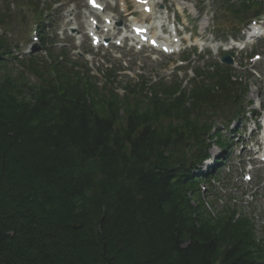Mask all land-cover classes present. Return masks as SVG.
<instances>
[{
  "label": "trees",
  "instance_id": "16d2710c",
  "mask_svg": "<svg viewBox=\"0 0 264 264\" xmlns=\"http://www.w3.org/2000/svg\"><path fill=\"white\" fill-rule=\"evenodd\" d=\"M214 74L174 106L176 89L144 103L67 60L20 61L0 36V264H264L249 221L211 218L191 172L202 117L244 114Z\"/></svg>",
  "mask_w": 264,
  "mask_h": 264
},
{
  "label": "rangeland",
  "instance_id": "374dc122",
  "mask_svg": "<svg viewBox=\"0 0 264 264\" xmlns=\"http://www.w3.org/2000/svg\"><path fill=\"white\" fill-rule=\"evenodd\" d=\"M48 1L47 3H58L56 9L51 11L49 18L44 23L48 39L57 42V48L64 45L65 50L69 51V57L73 61L77 53L81 57L84 56L83 54L90 56L91 59L87 62L94 72L96 64H107V67L112 69L119 67V72L115 74L117 77L116 81L120 82V85H117L118 87L123 86V83L127 81L123 78V75L128 76L130 79L142 76L147 82L160 80L164 84L163 81L169 82L172 75L176 74L175 62L177 61V57H165L149 50L139 52L129 49L127 46L116 48L113 45L116 40L115 37L123 29L122 23H125V18L121 17L118 9V0H106V3H108L106 14L112 17L116 24H119L118 29H120L113 37L110 45L111 48L107 51L104 49H92L82 28L79 29L70 22L74 19L78 26L80 23H83L84 12H86L84 0ZM123 1L130 6L129 9L131 11H135L131 5V0ZM153 1L159 3L163 1L170 15H173L178 20V29L180 30L181 38L185 41L184 45L187 44V40L190 37L194 41L193 44L196 46L195 48L198 53L202 51L201 55L207 58L206 54L209 46L208 33L211 31L210 26L212 25L213 16L218 12L217 7L212 4L211 0H205L202 4L198 0H189L188 2L179 0ZM8 2L10 3V0ZM73 7L74 9L76 8L74 18L69 12ZM159 8L160 5L154 7L155 16L165 18L164 12L160 11ZM204 14L208 15L209 20L207 19L208 17L204 18ZM224 15L225 13H222V16ZM28 19L30 18L26 13L20 21L18 15L16 17L14 14H12L9 20L11 28L9 38L12 41H16V44L22 38L20 43L22 51H26L29 46L28 39H26L27 36L24 35L26 32L23 30V26L27 24ZM128 19L129 17H127L126 24L128 23ZM70 27L77 29L76 34L71 35L66 32V29ZM229 28H232V26L229 25L226 29L229 30ZM224 33L226 32L223 31L221 34ZM221 34L215 36L221 42H224L225 35ZM256 45V48H258L257 54L261 56V60L251 67L255 70V74L251 72V68L245 67V72L249 75L251 74V77L247 82L248 93L244 98V102H251L252 107L247 108L254 109L259 116L255 117V122L254 118H249L250 116L248 115L247 121L236 126L234 125L235 127H230L229 130L232 132L221 130V136L229 146L228 150L223 154L225 163L223 166L221 165V169L217 173L219 182L218 184L216 183V189L212 188L210 191L213 196L209 193L208 196L202 195L201 197L205 201L213 202L211 203V209L214 210L215 214L222 213L227 215L228 210L234 209L237 212L236 218L242 216L248 219L256 239L261 242L260 246L264 249V164L260 163L257 159L259 157L257 156L258 153H262L264 147L263 136H257L260 130L261 134L264 132V45L263 42H258ZM22 53L24 54V52ZM244 56L241 53H237V61L241 57L244 58ZM191 60L195 62L196 56L192 57ZM212 60L216 59L212 58ZM185 74L186 71L177 73L175 76L178 78L176 79L180 80V78H184ZM186 76H190L189 72H187ZM259 105L260 109H258ZM205 121L209 122L207 118L204 119ZM211 121L214 122V129H222L220 122H216L214 119ZM259 144L261 148L258 149L256 146ZM209 153L211 162L222 154L219 148L215 147H212ZM246 175L250 178L248 182L244 180V176Z\"/></svg>",
  "mask_w": 264,
  "mask_h": 264
},
{
  "label": "bare ground",
  "instance_id": "6f19581e",
  "mask_svg": "<svg viewBox=\"0 0 264 264\" xmlns=\"http://www.w3.org/2000/svg\"><path fill=\"white\" fill-rule=\"evenodd\" d=\"M136 6V5H135ZM137 7V6H136ZM139 8H141V7H139ZM145 17V15L144 14H142V17ZM151 38H155V36L154 35H151Z\"/></svg>",
  "mask_w": 264,
  "mask_h": 264
}]
</instances>
